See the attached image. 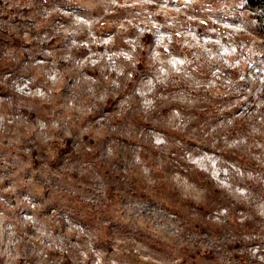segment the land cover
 I'll return each instance as SVG.
<instances>
[{
    "label": "rangeland",
    "instance_id": "1",
    "mask_svg": "<svg viewBox=\"0 0 264 264\" xmlns=\"http://www.w3.org/2000/svg\"><path fill=\"white\" fill-rule=\"evenodd\" d=\"M241 4L0 0V26L7 9L45 22L25 34L21 61L0 40V70L19 69L0 71V264H264V34ZM109 97L112 114L88 119ZM235 119L245 129L232 134ZM119 172L127 193L112 183ZM142 176L153 198L132 195ZM216 190L255 228L219 225L214 237L207 224L229 210L204 220L194 205ZM73 206L101 217L87 228ZM189 244L213 258L186 257Z\"/></svg>",
    "mask_w": 264,
    "mask_h": 264
},
{
    "label": "trees",
    "instance_id": "2",
    "mask_svg": "<svg viewBox=\"0 0 264 264\" xmlns=\"http://www.w3.org/2000/svg\"><path fill=\"white\" fill-rule=\"evenodd\" d=\"M241 5H243V7H245V10H249L254 12L256 15H254V17H252L255 21L257 26H259L260 31L262 32V34H264V27L262 26V24H264V0H241ZM5 20L6 23L2 24L0 26V37H1V41H3V43L6 44L7 47H10L11 49H16L18 51L19 54L22 55V58L20 59V61L24 58H26V54H23L19 48L21 47H25L26 44H24L26 42V40L24 39L25 34H28V36L31 38L29 40H32L33 36H35L38 32H40L41 30H43V26H44V21H42L40 18H31V14H33V12L31 11H26L25 13H28L27 15H23V17H20L21 15L18 13V11H14V9H7L5 10ZM1 17V16H0ZM26 19H32L31 21H28ZM47 27V26H46ZM29 58V57H27ZM27 61V60H26ZM22 63V62H21ZM3 69H1L0 71L2 72H19L18 69V65L14 64V63H10L7 62L2 66ZM132 77L133 74H132ZM135 77H137L136 73H135ZM130 85H128L129 87ZM132 86V85H131ZM125 91H123V93L125 94V92L128 91L127 88H124ZM218 90H221L220 93L223 94V90L221 88H218ZM61 91V89H60ZM59 90L56 91V94H58ZM121 95V94H120ZM119 95V96H120ZM60 98H62V95L60 96ZM229 98V97H228ZM116 100V99H115ZM113 99V97H109L108 100V105H106L105 108H103L102 110H99L98 112L95 113L94 111V115H90L88 117V119L94 120V119H98L99 117H104L103 113H107L109 115L112 114V111H114V109L116 108V101ZM227 99H223L222 102H225ZM221 103V102H220ZM58 104H61L58 103ZM41 112V111H40ZM234 112V109L232 111L230 110H225V112L223 113L224 116H232ZM37 113V110L36 112ZM48 116L50 115V113H47ZM42 115V112H41ZM111 121L114 123H118L120 121V118L117 116H112ZM240 120L235 119L233 122V128L229 129V131L231 130L232 134H236L235 132H239L240 130H242V128L245 129V126L240 127L239 126V122ZM154 128L155 125H153ZM65 141H71V139L68 140V138ZM66 147H61V151L64 150L66 151L64 154L63 158V162L65 160H67L69 158V156H72L74 154V150L73 148H71V146L69 144L65 145ZM62 153V152H61ZM63 154V153H62ZM60 155V152H59ZM69 155V156H67ZM60 161V156L58 159H55L54 162H59ZM187 173H189L190 175V179L193 183H195L196 185L200 186L201 188L206 189L209 194H211V188L208 187V185H210L209 180H207L205 178V176L202 174V172H195L192 173L189 170H186ZM104 175L106 177L107 181H110V179L112 178V176H110V171L107 170V172H104ZM143 178L141 180L137 181V184L132 186L130 184V188L132 190V195H136L139 198L142 197H147V198H153V195L150 194V192H147L146 188H144L143 186L145 185L144 181L146 180V178H144V176H142ZM129 179L128 177H126L125 175H123L121 172H119L118 177L115 178L112 183L116 184L118 186V188L121 190V192H128V190L126 189V186H128V184L130 182H128ZM112 184V188L113 187ZM168 184V183H166ZM160 185L163 187L162 183H160ZM170 186V185H169ZM165 187V185H164ZM110 188V189H112ZM214 199L212 201H210L207 204H203V205H194L195 210L197 211V213L203 217L204 220H206V218H210V216H212L213 212H215L216 210H225V212L227 211V209L229 210V215L228 217L225 219V224L221 225V224H217V223H213L210 222L208 223V227H210V231L211 228L214 227H218V229H214V237L217 235V231L219 230V225L221 227V229L225 228L226 226H230L232 227V229L234 228V230L237 232L239 230L242 231H249L251 229H254V225L252 221H245L243 224L239 222V217L237 215V213L239 212L240 209H244L245 205L242 203H236V209L233 210V212L230 209V205L231 202L228 203L229 198L228 195L221 193L219 190L214 191ZM155 198V197H154ZM164 204H166L167 207H170L173 214L177 215L178 217L182 216V211L179 205H177L176 203L173 202H168L166 200H163ZM212 202V203H211ZM190 204V203H189ZM191 204H194L191 202ZM214 206V207H213ZM100 213L101 215V211L99 212H93V213H85L82 208L73 206L72 210L70 211V215L71 217L78 221L80 224H82L85 227H90L94 224V220L100 218L101 216L98 214ZM102 216H107L110 217L111 215H109L108 213H105V215ZM224 218V217H223ZM211 219V218H210ZM110 224L105 227L107 232H110L111 228H112V224H115L118 222H116V217L114 220V217H112V220L110 219ZM120 224V223H119ZM211 224V225H209ZM200 225V224H195V226ZM202 226V224H201ZM204 226V225H203ZM209 230V229H208ZM241 231V232H242ZM138 232V230H137ZM150 239V237H149ZM152 242V241H151ZM237 246V245H235ZM186 257L188 258H195L197 256L200 257H204L206 259H211L213 258L211 255L213 254L212 251L210 250H203L199 245L197 244H189L187 245V249L185 250Z\"/></svg>",
    "mask_w": 264,
    "mask_h": 264
},
{
    "label": "clouds",
    "instance_id": "3",
    "mask_svg": "<svg viewBox=\"0 0 264 264\" xmlns=\"http://www.w3.org/2000/svg\"><path fill=\"white\" fill-rule=\"evenodd\" d=\"M145 2H148V0H145Z\"/></svg>",
    "mask_w": 264,
    "mask_h": 264
}]
</instances>
